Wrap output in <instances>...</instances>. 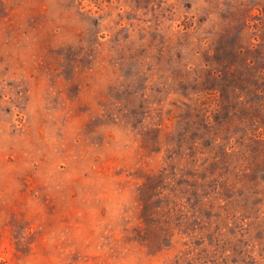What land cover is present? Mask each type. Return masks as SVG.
I'll use <instances>...</instances> for the list:
<instances>
[{
    "label": "rangeland",
    "instance_id": "374dc122",
    "mask_svg": "<svg viewBox=\"0 0 264 264\" xmlns=\"http://www.w3.org/2000/svg\"><path fill=\"white\" fill-rule=\"evenodd\" d=\"M0 264H264V0H0Z\"/></svg>",
    "mask_w": 264,
    "mask_h": 264
}]
</instances>
